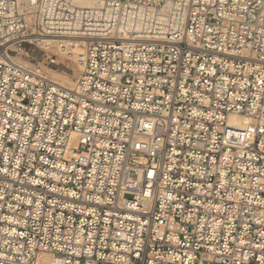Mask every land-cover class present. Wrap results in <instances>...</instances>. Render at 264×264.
<instances>
[{
  "label": "built area",
  "instance_id": "obj_1",
  "mask_svg": "<svg viewBox=\"0 0 264 264\" xmlns=\"http://www.w3.org/2000/svg\"><path fill=\"white\" fill-rule=\"evenodd\" d=\"M0 264H264V0H0Z\"/></svg>",
  "mask_w": 264,
  "mask_h": 264
},
{
  "label": "rangeland",
  "instance_id": "obj_2",
  "mask_svg": "<svg viewBox=\"0 0 264 264\" xmlns=\"http://www.w3.org/2000/svg\"><path fill=\"white\" fill-rule=\"evenodd\" d=\"M51 57H53L52 59L55 61V64L48 65V59ZM14 61L21 65H32L36 63L40 64L44 75L49 79L51 77V71H57L56 73L59 74V76L63 77L67 75L71 77L72 81L75 82L77 78L76 76H78L79 73L76 63H74L75 57L71 55L68 57L61 56L57 53L55 48H47V50L44 51H34L32 53H29L28 56L18 55ZM76 69L77 71H75Z\"/></svg>",
  "mask_w": 264,
  "mask_h": 264
},
{
  "label": "bare ground",
  "instance_id": "obj_3",
  "mask_svg": "<svg viewBox=\"0 0 264 264\" xmlns=\"http://www.w3.org/2000/svg\"><path fill=\"white\" fill-rule=\"evenodd\" d=\"M28 22H32V17L28 18ZM40 40H42L43 47H45V49L55 48L57 53L60 54L61 56H65V57H68L70 55L74 56L75 57L74 63H77V57L83 51V49H82L83 40L48 39V38H40ZM77 68H79V67H77ZM75 71H77V69ZM56 72L51 71L50 80L54 84L60 85V86L64 87L65 89H70L73 87L74 81H72L71 77H69L67 75L62 77V76H59V74H57ZM44 259L47 261L48 258L44 257Z\"/></svg>",
  "mask_w": 264,
  "mask_h": 264
}]
</instances>
